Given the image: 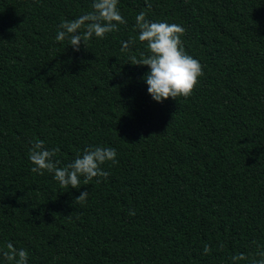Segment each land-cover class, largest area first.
Returning <instances> with one entry per match:
<instances>
[{
	"label": "trees",
	"instance_id": "16d2710c",
	"mask_svg": "<svg viewBox=\"0 0 264 264\" xmlns=\"http://www.w3.org/2000/svg\"><path fill=\"white\" fill-rule=\"evenodd\" d=\"M92 3L0 0V249L26 250L28 264L259 259L264 0H118V30L79 51L56 41L62 20ZM141 11L185 29L184 49L203 66L191 96L149 95L150 69L130 60L149 54L138 39ZM36 139L59 148L60 166L96 146L114 148L117 163L102 166L106 179L61 188L52 173L30 171ZM83 191L87 202L77 203Z\"/></svg>",
	"mask_w": 264,
	"mask_h": 264
},
{
	"label": "clouds",
	"instance_id": "9594fccd",
	"mask_svg": "<svg viewBox=\"0 0 264 264\" xmlns=\"http://www.w3.org/2000/svg\"><path fill=\"white\" fill-rule=\"evenodd\" d=\"M148 7H151L149 4ZM136 28L139 30L138 39L146 42L148 55L141 58L130 57L132 65L147 66L150 71L143 79L148 85V93L154 101L163 102L168 98L177 100L178 97L191 96L198 78L203 75L201 63L189 55L183 46L182 36L185 29L176 23L151 22L146 19V13L141 11L135 17ZM126 20L118 8V0H93L91 11L74 20H62L55 36L56 41L68 39L69 45L79 51L81 42L85 43L93 36L104 38L107 34L118 30V25L125 24ZM134 41H122L121 51H127ZM59 148L48 149L45 142L36 139L31 143L28 158L33 167L32 173L43 175L52 173L61 188H80V178L88 184L93 178H107L109 173L103 169L108 162L117 163V152L111 147L85 148L82 154L63 166L55 160ZM99 182V180H97ZM88 191H83L75 198L77 203H86ZM129 215H135L129 211ZM211 251L209 245L204 246V254ZM0 256L7 264H28V253L24 249H17L8 242L6 249H0ZM256 256L249 260L244 254L231 257L233 264L249 260V264H264V250L258 251Z\"/></svg>",
	"mask_w": 264,
	"mask_h": 264
}]
</instances>
